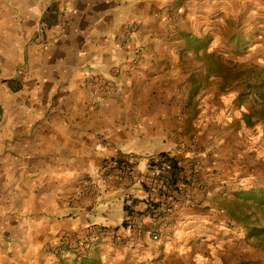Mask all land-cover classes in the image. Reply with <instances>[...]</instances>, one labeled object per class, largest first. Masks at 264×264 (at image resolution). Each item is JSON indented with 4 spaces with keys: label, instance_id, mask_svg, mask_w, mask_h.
Returning a JSON list of instances; mask_svg holds the SVG:
<instances>
[{
    "label": "crops",
    "instance_id": "obj_1",
    "mask_svg": "<svg viewBox=\"0 0 264 264\" xmlns=\"http://www.w3.org/2000/svg\"><path fill=\"white\" fill-rule=\"evenodd\" d=\"M191 1L4 0L9 13L0 15V264H137L154 255L164 256L162 264H188L191 251L180 252L198 248L190 243L199 229L235 224L225 191L236 165L223 162L218 151L216 174L205 167L199 180L211 187L226 181L217 202L211 203L216 190L206 194L198 187L201 205L177 208L159 241L98 237L86 259L55 253L63 232L87 236L98 226L122 232L128 216L147 214L148 193L140 185L109 190L96 200L86 181L106 158L176 151V136L168 132L179 117L183 121L184 99L166 75L169 51L162 45L168 14L180 5L193 7ZM131 26L138 32L126 45ZM88 71L121 81V89L94 105ZM206 128L205 140L211 135Z\"/></svg>",
    "mask_w": 264,
    "mask_h": 264
},
{
    "label": "rangeland",
    "instance_id": "obj_2",
    "mask_svg": "<svg viewBox=\"0 0 264 264\" xmlns=\"http://www.w3.org/2000/svg\"><path fill=\"white\" fill-rule=\"evenodd\" d=\"M192 1L193 7L197 2L201 4L195 8L180 5L181 8L168 14L167 37L162 45L163 51H169L164 59L166 75L184 99L179 110L184 113L183 121L180 122L179 117V122L174 123L177 125L168 133L185 142L198 135L207 151V148L215 151L213 158L205 162L201 175L205 167L212 172L216 169L218 151H221L223 162L236 165L232 184L229 191H225L228 194L225 208L231 211L240 204L231 195L253 187L264 188V100L256 97L252 89L246 90L250 83H264V0ZM4 4V0H0V15L7 16L9 11L7 7L3 8ZM135 28L137 34L138 28ZM187 36L199 39L201 48L190 47ZM217 58L222 59V66L219 65L222 76H209ZM191 84L193 92L190 93ZM260 89L264 90L263 87ZM205 126L207 133L211 132L206 138L210 141L208 146L203 144L206 140L201 133ZM224 146L229 147L223 150ZM166 154L173 153L150 158ZM225 182L220 179L212 187L208 182L204 189L202 186L198 189L206 194L216 190L211 199L214 204L217 202L215 198L221 195L217 189L221 193ZM199 198L197 206L202 203ZM213 204H210L211 208ZM215 211L219 213L218 206ZM221 224L218 222L219 226ZM197 233L190 244H197L198 248L188 246L180 252L188 254L191 251L188 264H264L261 242L248 238L247 230L240 229L236 223L230 224V229H199ZM163 257L154 255L137 264H162Z\"/></svg>",
    "mask_w": 264,
    "mask_h": 264
},
{
    "label": "built area",
    "instance_id": "obj_3",
    "mask_svg": "<svg viewBox=\"0 0 264 264\" xmlns=\"http://www.w3.org/2000/svg\"><path fill=\"white\" fill-rule=\"evenodd\" d=\"M68 16L69 13L66 12L65 18ZM135 27L128 29L124 37L126 45L134 38ZM136 62L137 58L132 59L130 65H135ZM85 81L94 105L101 102L103 95L113 94L122 87L121 81L101 79L93 71L85 75ZM188 139L185 142L184 139L175 137L178 145L176 151L156 158L141 155L106 158L96 174L86 181L89 195L98 200L109 190L119 188L127 190L140 185L148 193L147 214L128 216L123 228L120 229L123 230L122 232L104 226L92 228L87 236L77 231L63 232L57 237L55 253L86 259L93 249L92 238L98 237L103 241L113 237L119 242L130 238L133 244L142 241L145 237L155 242L159 241L161 230L171 224L177 208L197 205L198 195L193 185L195 186V183L202 179V168L206 161L213 158V152L215 153L210 148L206 150L198 135ZM192 152L193 156L190 155ZM170 160H174L181 170V178L175 185L169 184L167 179L170 175L168 169Z\"/></svg>",
    "mask_w": 264,
    "mask_h": 264
},
{
    "label": "trees",
    "instance_id": "obj_4",
    "mask_svg": "<svg viewBox=\"0 0 264 264\" xmlns=\"http://www.w3.org/2000/svg\"><path fill=\"white\" fill-rule=\"evenodd\" d=\"M186 42L190 47H194L195 50L201 48L200 40L187 36ZM213 58L216 56L212 55ZM222 59L217 58V64L215 67H212L209 71V76H222ZM264 83L260 84H249L247 85L246 90H251L253 94L257 97L260 96L264 100ZM264 118V112L262 114ZM170 175L168 176V182L171 185H175L178 180L181 178V170L174 160H170L168 166ZM193 185V188L196 190L198 187L202 186V189L205 188V183H200L197 181ZM235 200H239L238 204L234 209L230 211L231 217L237 225H242L244 229L248 232V238L257 239L261 242V248L264 250V188H254L248 191H243L238 194V197ZM238 202V201H237ZM128 212H132L128 209Z\"/></svg>",
    "mask_w": 264,
    "mask_h": 264
}]
</instances>
